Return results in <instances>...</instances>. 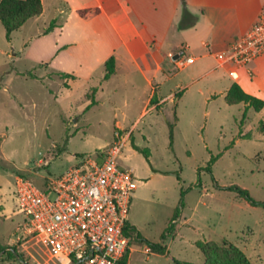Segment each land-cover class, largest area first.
<instances>
[{
    "label": "rangeland",
    "instance_id": "obj_1",
    "mask_svg": "<svg viewBox=\"0 0 264 264\" xmlns=\"http://www.w3.org/2000/svg\"><path fill=\"white\" fill-rule=\"evenodd\" d=\"M59 13L48 9L10 40L0 20V264H35L18 239L26 218L16 197L17 178L45 190L115 140L123 141L120 165L135 177L128 222L169 250L152 252L135 240L128 264H175L172 257L203 264L197 243L225 238L253 264H264V207L236 189L264 201V108L228 104L227 73L192 80L205 70L203 59L184 69L175 62L169 74H159L161 87L149 106L150 85L140 72L119 68L110 81L103 79L105 66L95 65L104 47L80 38L63 48L74 56L57 58L53 42L35 36ZM73 27L75 35L84 31ZM195 40L190 52L198 55ZM63 64L75 75L60 70ZM243 67V76L232 77L264 99V55ZM182 86L186 93L180 97ZM93 99L98 102L88 107Z\"/></svg>",
    "mask_w": 264,
    "mask_h": 264
},
{
    "label": "crops",
    "instance_id": "obj_2",
    "mask_svg": "<svg viewBox=\"0 0 264 264\" xmlns=\"http://www.w3.org/2000/svg\"><path fill=\"white\" fill-rule=\"evenodd\" d=\"M42 3L43 12L30 18L23 26L32 19H39L48 9L60 12V19L56 14L52 16L54 26L50 24L35 36L41 42L51 40L53 50L58 49L57 58L64 55L68 58L74 56L73 53H68V49L63 48L71 42H78L80 38L94 47H104V54L96 57L95 66H105L111 55L116 58V71L105 81H110L119 68L140 72L150 85L147 97L149 106L152 97L161 87L157 76L164 74L165 77L169 74L170 65L175 66L177 53L183 50L187 55L195 57L193 63L198 59L205 61V70L192 80L208 74H214V79L217 80L218 74L215 73L218 71L231 77L225 85L226 92L234 82L240 84V80L232 75L243 76V65L224 63L218 58V54L238 41L264 13V0H187L189 10L198 16V20L192 27L180 30L178 24L182 18L181 0H42ZM96 7L100 12L87 18L78 12L79 9ZM73 26L84 27L83 33L75 35ZM194 37L200 48L198 55L190 52L197 45L193 41ZM171 53L175 56H171ZM193 63L181 68L189 67ZM59 69L73 74L64 64L59 65ZM95 69L96 67L91 66L92 72ZM242 88L260 97L254 90L243 86ZM178 90L180 97L186 93L184 86ZM154 172L169 171L155 168Z\"/></svg>",
    "mask_w": 264,
    "mask_h": 264
},
{
    "label": "built area",
    "instance_id": "obj_3",
    "mask_svg": "<svg viewBox=\"0 0 264 264\" xmlns=\"http://www.w3.org/2000/svg\"><path fill=\"white\" fill-rule=\"evenodd\" d=\"M262 55L264 13L218 58L247 66ZM175 61L184 67L195 57L183 50ZM122 147L123 141L115 140L83 157L45 190L24 176L17 178L16 197L26 218L18 239L35 264H122L129 258L132 237L125 225L136 184L132 169L120 165ZM40 243L48 251L39 249Z\"/></svg>",
    "mask_w": 264,
    "mask_h": 264
},
{
    "label": "trees",
    "instance_id": "obj_4",
    "mask_svg": "<svg viewBox=\"0 0 264 264\" xmlns=\"http://www.w3.org/2000/svg\"><path fill=\"white\" fill-rule=\"evenodd\" d=\"M182 4V18L178 24V29H187L195 25L198 20V16L193 14L187 5V0H181ZM43 12L42 0H0V20L6 29L7 38L10 40L14 31L20 29L30 18L39 16ZM79 14L85 18L96 15L100 12L99 8H84L78 10ZM54 26V22L51 23ZM106 72L103 77L104 80H108L116 71V58L111 55L106 63ZM178 94V93H177ZM156 95V94H155ZM155 100L152 97L150 103ZM225 100L228 104L244 103L246 108H254L260 111L264 108V99L246 92L242 86L234 82L225 94ZM97 103L96 99H93L88 107ZM237 191L247 198L250 204L254 206L264 207V201H258L253 199L248 190L237 187ZM178 212L173 217V220L178 216ZM173 222L167 228V233L172 231ZM125 233L132 237V242L135 240L141 241L147 245L150 251L169 254L168 247L161 242H152L147 240L136 228L135 225L129 222L125 225ZM165 238V235L162 237ZM199 249L202 251L205 257L203 264H253L248 255L235 243L228 239H223L221 242L214 240L200 241L197 243ZM12 256L16 254L12 252ZM175 264H196L191 261L180 260L176 257H172ZM122 264H128V257H125Z\"/></svg>",
    "mask_w": 264,
    "mask_h": 264
}]
</instances>
